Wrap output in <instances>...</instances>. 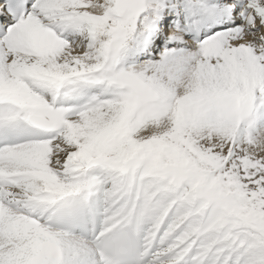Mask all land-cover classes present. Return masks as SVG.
Here are the masks:
<instances>
[{"label":"snow or ice","instance_id":"1","mask_svg":"<svg viewBox=\"0 0 264 264\" xmlns=\"http://www.w3.org/2000/svg\"><path fill=\"white\" fill-rule=\"evenodd\" d=\"M0 264H264V0H0Z\"/></svg>","mask_w":264,"mask_h":264}]
</instances>
